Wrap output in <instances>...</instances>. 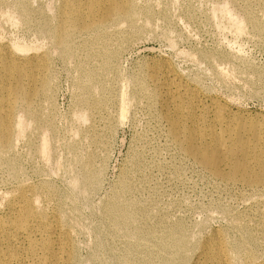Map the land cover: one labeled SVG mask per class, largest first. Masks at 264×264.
Listing matches in <instances>:
<instances>
[{"label":"rangeland","instance_id":"obj_1","mask_svg":"<svg viewBox=\"0 0 264 264\" xmlns=\"http://www.w3.org/2000/svg\"><path fill=\"white\" fill-rule=\"evenodd\" d=\"M58 1L0 0V42L18 44L22 53L44 50L50 61L51 101L49 105L42 99L38 104L43 122L48 123L42 131L50 133L45 135L49 160L40 159L44 155L34 144L38 131L31 123L21 139L14 138L10 151L0 155V215L6 212L4 196L17 186L36 190L47 218L58 219L69 237L73 257L67 261L63 255L65 264H160L161 256L172 248L168 231L176 228L186 237L189 250L186 259L175 264H190L195 245L212 231H225L224 239L231 243L241 228L250 233L258 260L264 263V186L227 183L184 154L167 134L148 81V72L164 65L201 97L211 94L233 110L264 114V30L243 18L237 31L232 25L234 15L250 9L254 24L264 26L259 2L234 0L233 8L225 0H136L143 14L132 25L113 21L88 35L74 34L66 54L40 36L34 20H17L25 6L52 16ZM222 2L229 7L225 9ZM96 32L103 40L94 41ZM107 51L112 57L104 62L102 53ZM85 84L92 88L88 98L98 104L87 123L78 120ZM121 93L125 100L120 101ZM86 165L94 174L92 184L84 182ZM114 197L137 211L134 221L123 227L106 212ZM140 227L153 229V237L140 241L135 232ZM235 262L243 264L239 258Z\"/></svg>","mask_w":264,"mask_h":264},{"label":"bare ground","instance_id":"obj_2","mask_svg":"<svg viewBox=\"0 0 264 264\" xmlns=\"http://www.w3.org/2000/svg\"><path fill=\"white\" fill-rule=\"evenodd\" d=\"M135 1L136 0H59L58 4L53 8L55 10L52 16H49L43 10L35 12L27 6H22L23 8L19 12L17 20L22 22L34 20V24L37 27L36 30H38L40 36L42 38H49L54 48L61 53H66L69 45L72 44H70V38L74 34L98 31L100 28H107L108 24L113 21L122 22L124 26V23L132 25L137 16L141 13L143 14V10L138 8ZM225 1L229 2L233 8L235 7L234 0ZM249 1L259 2L264 10V0ZM223 4H225V9L229 7H227L226 2ZM222 6L224 5H221V7ZM222 8L221 10L224 9ZM46 9L51 11L48 8ZM249 10L243 11L241 15L237 14L232 17L234 21L232 25L237 26L235 27V31L238 30L237 28H239L238 25H240V23L242 25L243 21L240 22L242 18L251 22V25L264 30V26L254 24L255 22L253 21L256 19L255 14ZM223 11L227 12L228 10ZM151 14L153 15V13ZM12 17L13 16L10 18L12 19ZM142 17L143 16H141V18ZM6 18L8 19L9 17L7 16ZM149 19L147 18L144 20H148L149 22ZM14 21H16V19ZM232 25L230 27L234 28ZM120 27L121 26H119V28ZM242 29L243 28L239 30ZM100 38H102V36L97 33L94 36V41ZM123 41L125 40L123 39ZM3 42L4 39L0 42V155L3 153L5 154V152L7 153L8 150L10 151L14 138L16 136L17 138L20 137L31 123V125L33 124V129L38 131L37 138H35L36 143L34 144H37L36 148H38L40 152L39 155H44V157L40 159L44 161L42 158H45V160H47L45 156L48 154L50 148L48 149L47 147L49 143L45 141V135L50 133H47V131L45 132L47 134H44L43 132L48 126V123L45 124L46 122H43V117H41L38 107L42 99L46 104L48 103L51 105L50 98H48L47 95L49 82L47 76L49 72L47 71V56L43 52L44 50H40V52L36 50L37 52L30 53L31 51H29V53H22L21 51L24 49L17 44L18 42L16 43L17 45H11L13 42H10V45ZM111 53L110 51L102 53L104 62H108L112 57ZM98 60L100 59L98 58ZM148 77L149 86L152 87L153 91H151L153 92V96L157 98L160 107V116L162 121L165 122L167 134L184 154L193 158L207 173L227 183L239 184L251 188L264 186V114L260 112L233 110L231 107L229 108L227 105L221 103L222 101L220 102V100L218 101L210 96L211 94H205L201 97L198 95L199 93L197 94V92L188 87L186 83L184 84L180 80H176V76L174 77L169 68L164 65H160L156 71L151 70L148 72ZM91 91V86L85 84L81 86V94L79 93L81 105L78 111V120L81 119V121L83 120L86 123L88 121L87 119L93 114V110L98 106L97 103L91 102L92 100L88 98ZM120 96V101H122L125 95L123 94ZM124 102L125 104L127 103L126 101ZM122 106L119 107L124 111ZM52 107L54 109V106ZM77 109L78 108H76V110ZM17 110L21 114H16ZM122 110L119 112L124 114ZM120 117L122 118V116ZM122 119L119 121L122 122ZM82 131L80 130V132ZM14 142H16V140ZM74 155H76V153ZM47 158L49 160V157ZM85 168L84 182L87 181L89 184H92L94 182V174L87 168V165ZM35 191L36 190L31 187L17 186V188L4 196L3 208L6 209V212L4 215H0V264H65L61 261L63 255H65L64 257H66L67 261H70L73 257V252L70 247L71 244L68 240L69 237L64 228H62L63 225L60 224L58 219L51 220L47 218L42 206L38 202L39 197H36L40 195H37ZM116 194L119 193L117 192ZM254 198L256 199V197ZM106 212L112 216L114 223L119 227L127 225L137 217V211L128 210L123 202H119L118 197H114L113 201L106 206ZM239 230L240 233L238 237L235 240L231 239L233 240L231 243L224 239L225 231H210L211 233L202 238L195 245V252L190 264H236L235 259L237 258H239L240 262L243 264H264L258 260L256 251L253 248L255 243L253 244L251 242L250 233L245 228ZM135 232L140 241L151 239L155 233L153 229L148 227L137 228ZM168 236L172 243V248L166 250V253L161 256L162 260H160V264H175L177 261L181 262L183 259H186L189 244L181 229L176 228L172 231H168ZM162 245L161 248L164 249Z\"/></svg>","mask_w":264,"mask_h":264}]
</instances>
